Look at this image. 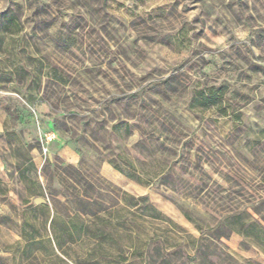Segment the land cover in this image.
<instances>
[{
  "label": "rangeland",
  "instance_id": "374dc122",
  "mask_svg": "<svg viewBox=\"0 0 264 264\" xmlns=\"http://www.w3.org/2000/svg\"><path fill=\"white\" fill-rule=\"evenodd\" d=\"M0 264H264V0H0Z\"/></svg>",
  "mask_w": 264,
  "mask_h": 264
},
{
  "label": "water",
  "instance_id": "95a60500",
  "mask_svg": "<svg viewBox=\"0 0 264 264\" xmlns=\"http://www.w3.org/2000/svg\"><path fill=\"white\" fill-rule=\"evenodd\" d=\"M40 203H44V200H42L40 198H35L34 199V204H40Z\"/></svg>",
  "mask_w": 264,
  "mask_h": 264
}]
</instances>
